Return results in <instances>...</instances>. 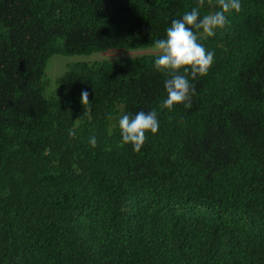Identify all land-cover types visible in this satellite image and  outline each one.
<instances>
[{"label":"trees","instance_id":"1","mask_svg":"<svg viewBox=\"0 0 264 264\" xmlns=\"http://www.w3.org/2000/svg\"><path fill=\"white\" fill-rule=\"evenodd\" d=\"M196 2L0 0V264H264V0L201 40L191 108H160L150 51L44 79L56 53L153 46ZM153 109L134 152L118 120Z\"/></svg>","mask_w":264,"mask_h":264},{"label":"clouds","instance_id":"2","mask_svg":"<svg viewBox=\"0 0 264 264\" xmlns=\"http://www.w3.org/2000/svg\"><path fill=\"white\" fill-rule=\"evenodd\" d=\"M219 10L204 14L201 9L205 3ZM233 11H241L240 0H197L196 6L186 11L182 18L173 19L166 29V38L158 39L153 44L156 56L154 67L168 78L164 82L167 98L160 105L161 109L171 111L175 105L183 104L191 108V97L195 95V87L190 83L197 77L206 76L215 60L213 51H209L201 40L216 35L217 30L225 29L230 21L228 15ZM83 107L90 105L88 91H82ZM90 111V108H89ZM158 113L139 111L134 116L123 114L118 120L122 144H131L134 152H140L148 134L155 135L159 131ZM70 135H75L71 132ZM93 148L97 146L95 136L89 138Z\"/></svg>","mask_w":264,"mask_h":264},{"label":"rangeland","instance_id":"3","mask_svg":"<svg viewBox=\"0 0 264 264\" xmlns=\"http://www.w3.org/2000/svg\"><path fill=\"white\" fill-rule=\"evenodd\" d=\"M154 52L153 46H148L145 48L140 49H110L107 51L102 52H94L91 55L88 56H63L61 54H54L52 55L46 65L45 68V77L44 79L46 82H48V85L50 83L56 85V78L66 70L67 65L75 62L77 60H87L91 61L93 59H103L105 57H123V56H136L143 52ZM54 87V86H52Z\"/></svg>","mask_w":264,"mask_h":264}]
</instances>
